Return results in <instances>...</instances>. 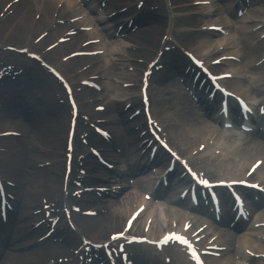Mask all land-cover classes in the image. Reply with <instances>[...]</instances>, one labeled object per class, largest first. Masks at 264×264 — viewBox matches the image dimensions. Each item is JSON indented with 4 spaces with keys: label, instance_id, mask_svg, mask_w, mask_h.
I'll use <instances>...</instances> for the list:
<instances>
[{
    "label": "bare ground",
    "instance_id": "obj_1",
    "mask_svg": "<svg viewBox=\"0 0 264 264\" xmlns=\"http://www.w3.org/2000/svg\"><path fill=\"white\" fill-rule=\"evenodd\" d=\"M58 1H61V0H34V1L24 0L23 2L19 3L20 6L18 5L19 6L18 15L20 16V19L23 22L20 24V26L16 30L10 28L9 34L7 35V37L13 41H16L17 39L19 40L20 38V41L26 43V45L24 46L30 45L31 37L28 35V33L32 31L31 29L32 21L30 24H28V17L30 13H32V11H35V10H38L40 13H45L44 17L42 16L40 18L37 24V29L38 30H42L43 28L46 29L50 27L51 18L55 12V10L53 9V5H56ZM65 1L67 5L64 6L65 9H62V10L69 11L71 8L74 7V4H73L74 0H65ZM146 1L147 3H153V4L156 3L162 6L161 0H146ZM195 1H199V0H171L172 2L171 6L165 9L168 12L167 16H162V18H157L154 15L147 14L145 11L142 10V8L140 10H135V3L133 2V0H110L105 10H103V14L106 16L108 14H111L113 12L112 10L119 11L122 9L123 6L130 5V9L128 12L116 17L117 20L115 21L117 22H116V25L114 26V31L111 32L112 29L110 31L107 28L101 27V25L99 24L96 18L88 17L86 19L88 22V25H94L96 27L97 32H98L97 35L87 34L81 37L79 36L76 39L83 40L82 42H85L90 39H95V38L104 36L105 41L103 40V43L106 44L107 43L106 41H110L115 38L114 34L117 33V28L119 27V25L125 22L124 19L129 20L130 17H134V21H135L134 24L139 22L140 24L138 25H141V27L139 28V30L135 32L132 38L126 40L127 43H126V46L123 47L124 48L123 52H125L128 55V57H123L118 52L116 53L113 52L111 54V56L116 61H118L121 67L128 66L122 63L124 59L126 58L135 60L139 56H142L144 59L148 60V57L144 53L147 49H149L151 53L149 61L153 60L155 57L156 51L159 47V42L162 37L161 35L165 34L166 29H169L172 31V38L174 39V42H175V38L184 37L189 50L195 52L196 54L201 55V54L206 53L207 47L209 45L215 48L221 42L216 41V39L214 38V34H210V33L200 34V33L194 32V33L188 34L191 32V30L179 29L180 27L175 25L174 23L179 22V20L183 18L187 20L186 23L189 24L190 27H201L209 22L208 17H210V15L197 18L194 16L195 11H206V10L211 9L210 11L213 12V9L215 8L217 9V12L214 13V18L212 20L221 22L223 25L229 23L227 25H229L230 31L232 33L230 37L232 42L229 44V46H231L232 49L228 52L225 51L226 53L222 52V55L231 54V55H236L239 57V54L241 53V51H244V52L247 51L248 53L247 62L245 63L243 67L239 66L237 68L235 63H227L225 68H217V69L218 70H228L237 75L235 79L227 82V84L231 87L232 90L238 91L240 94L244 95L249 100H255L256 98H260V101H261L262 98L264 97V65H262L261 67L257 69L250 67L251 63L255 62L258 57L260 56L264 57V41L258 44H255V39L257 38L258 34H253L252 32V28H255L256 24H253L252 26H249L248 24H244L246 23L245 18H243L242 20L241 19L236 20L235 18L234 20L230 19L229 17L231 14L230 12L236 0H214V4L210 8L204 7L203 9L202 8L199 9L200 7H196L197 9L191 8L190 3L195 2ZM62 10L60 12H62ZM86 10L93 12V9H91L90 7H87ZM171 10H172V14H170ZM76 11L80 12L78 10ZM248 15L250 16V19H257L260 17L264 19V0H251V9L248 12ZM164 19L166 20L165 22H164ZM240 21H241V24H238V22ZM233 22H235L238 26L236 29H232L231 27V24ZM83 23H86V21H84ZM197 23L199 24L197 25ZM127 24L128 23H126V26ZM98 30H100L104 35L100 34ZM125 30H126V27L123 29V32H125ZM158 33H159V37H158ZM186 36H189V37H186ZM119 37H121L120 34H119ZM236 37H239V40H240L238 44L235 42ZM137 42L138 43L142 42V43L137 44ZM123 43L117 44L116 47H120L121 44L123 46L124 45ZM131 44H134V45H131ZM75 46H76V40L71 43L62 45L58 49L47 54L46 58L49 62L56 65L57 55L64 54L66 51L72 49ZM136 46L141 47L143 49V52L132 54L130 52V49L131 47H136ZM96 48L102 49L103 45L96 46ZM83 60H84L83 58H76L68 62L65 66L62 65L58 67L64 75L68 76L69 71L73 67L76 66L78 61H83ZM189 65L190 63L186 58L182 56L181 57L177 56L175 60L170 61V63L167 64L169 73L167 74L165 80H159V83L156 84L154 88L155 97H153L150 91V96H151L153 105L156 106L157 104L160 105L161 103H164L163 111L166 112L168 110V112H166V115H170V119L172 120V122L174 123L179 122L185 125L186 132H188L191 136V141L189 140L186 141L184 139L180 140L179 136H177L176 139H177L178 147L180 148L182 152L186 154H190L197 144L203 142L204 140H207L209 136H213L214 134H217L216 139L229 142V138L218 134V129L220 128L219 130H221L222 125L220 124V126H218V123L221 121V119L218 118V113H217L218 111L216 112V109H215L216 105L213 104L211 106H207L205 102H202L200 103L198 107L197 104L192 102L183 93L184 87L179 83V79H177L176 76H178L181 70H183L182 78L185 79L186 85L190 86L191 81H190L189 75L188 76L184 75V70ZM120 66H118L117 63L113 64L111 67V70L107 73L108 76L116 77V75H118L117 71L119 70ZM182 66L184 69L183 68L181 69ZM136 67L141 68V66H136ZM242 68L243 69L250 68V71L251 70L253 71L252 73H250L252 74L251 79H248L246 81V76H243L244 73L242 72ZM238 70H241L240 73L238 72ZM255 72H257L258 74H255ZM126 76H131V75L126 74ZM135 76H134L135 79H138V77L140 76V73L136 74ZM26 85L29 86V90L31 91H29L28 88H26L25 94L22 95V98L20 100H16L15 95L13 96V99L10 101V103L12 105L15 104V108H12L10 106L13 110V112L10 111V114H15L14 115L15 117L16 115L18 117H22L23 114L26 113L27 116H23V117L28 118V120L30 121L32 125L31 130L28 129V131L33 132L34 136L35 137L37 136L36 137L37 141H39V142L35 141L33 143V146H39L41 144L40 142H44V143H48V146L51 149V152L55 151L56 149H54L55 148L54 146H58L62 141V139L58 136L57 131L60 128V126L63 125L65 115L61 114L60 116L56 115V117H54V115H52L54 113V110L52 113L49 112V109H51L50 103H48L47 101L45 103L44 102L39 103L33 99L34 89L39 88L41 90V94H44L50 97L51 93L53 92L52 88L54 87L52 86L51 88L50 85L40 84V82H38L37 79H33L31 82H26ZM168 92L170 93L167 94ZM76 97L81 102L85 101V94L76 95ZM154 98L156 99L157 102L155 101ZM8 106H9V103H8ZM201 108L203 109L202 112H205V116H203L202 113L199 111ZM52 109H56V107H52ZM29 110H39L40 112L37 115H34ZM119 110H120L119 105H111V109L109 113L111 114L116 113V116L114 118L115 121H123L124 123L127 124L124 131L132 135L133 140H134L136 136H139L140 133L139 132L135 133L134 130H133L134 132L131 131L132 130L131 126L134 124L137 125L138 121L136 120L137 122L128 124L127 123L128 116ZM8 113H9V110H8ZM156 114L158 115V113ZM182 117L185 118L184 121L182 120ZM34 121L43 122L42 126L44 127H36ZM14 123L15 122H13V124ZM161 123L163 124L165 128H167L165 124L163 123V121ZM18 125L19 127H21L20 122H18ZM231 126H233V124H231ZM10 130H13V129H6V131H10ZM124 131L123 130H120L119 132L116 131L115 136L117 140L120 141V145L122 147H124L125 145H128L130 149L125 150V153L128 154L133 151H136L137 145L142 140H139L138 143H134V144L133 143L130 144L129 141L127 143L126 136L123 135L125 133ZM1 132L3 131H0V133ZM23 132L28 133L27 131H23ZM119 134H121V137H119ZM261 137H263V135L260 133H256L254 135H246L242 137L238 145L235 144L234 146H228V148L233 151L235 150L238 151L239 146L244 145L245 146L244 152H239L236 157L229 159L227 162H220L218 160L213 161V162H208L206 164L207 167L209 169L215 168L214 176L217 179L236 180L240 178L243 175L244 171L247 168L249 169L251 164H254L259 158H264V145L260 144V142L258 141L259 138ZM144 138L145 137H143V139ZM64 142H65V138H64ZM18 144H20V142H18ZM24 147L22 146V149H23L22 151L19 148V146L15 148L16 150H18L19 153L16 154L14 158V163L17 166H19L21 169L29 168L32 165L30 164L32 160L28 157V154H27L29 150V146L26 145ZM99 148L103 152H105L106 155H111V153H109L110 150H108L107 147L103 146ZM125 157H126V161H128L127 165L128 167H130V169L138 168L137 163L133 162L134 161L133 157H131L130 155L129 157L127 156ZM34 158H37V157L35 156ZM119 162H122V159L119 160ZM177 174L178 173L176 169L174 175L172 176V179H174L177 176ZM42 175H43L42 171L37 170L36 172H33L32 178H34V181L32 184L28 181H23L22 178L18 179L22 189L26 193V198L22 203V209L25 210V213H23V216L28 215V212L26 211V207L30 203H32V201L35 199L37 194L40 192L39 188L42 186L43 182L45 181L42 179L43 178ZM254 180H257V181L264 180V167L261 168L256 173ZM174 182L175 180L172 181V183ZM52 183L54 184V186H57V179H53ZM21 196H22V192H21ZM108 201L109 202L107 206L109 207V210H110V214H109L110 221H114L115 223L117 222L116 224L119 225L122 219L126 218L127 210L125 209V205L128 206V199H124L123 201L122 200H108ZM177 204L183 205L182 203H177ZM156 211H157V208L153 205H150L149 212L147 214L151 215V214H154ZM199 212L200 214L205 215L207 217V213L205 214L203 211H199ZM166 214L169 217L174 216L173 212H166ZM85 222L91 227V230L93 232H96L97 234L101 236L105 235V232L109 231L110 229L108 221H101L100 219H85ZM18 223L19 222L10 224V229L15 231L13 238H12L13 243L19 242L23 238L22 236L25 234V226L17 225ZM222 225L227 226V221H223ZM159 226H160L159 218L155 215V220L150 230L154 237H157L162 233V231H158ZM238 228L239 227H237V229H235L234 231H237ZM7 232H9V230L7 231V229H4L3 227L0 226V244L6 247L8 244L7 238L9 237ZM254 235H255L254 237L248 238V240L246 239L245 243H247V245L243 249L249 248V249H252L253 251L264 252V244L259 243L255 240V237L257 235L263 236L262 231H257V233L256 232L254 233ZM223 239L228 240L230 242L236 241V238L233 235L231 236L228 232L223 233ZM46 253H47V249L46 247H43L39 249H34L32 252L26 255L16 256V255L8 254L7 262H5L4 264L10 263V261L12 263L20 261V262H24L25 264H40V262L47 257Z\"/></svg>",
    "mask_w": 264,
    "mask_h": 264
},
{
    "label": "rangeland",
    "instance_id": "obj_2",
    "mask_svg": "<svg viewBox=\"0 0 264 264\" xmlns=\"http://www.w3.org/2000/svg\"><path fill=\"white\" fill-rule=\"evenodd\" d=\"M33 15H34V12L30 13V15L28 17V24L30 23ZM199 23H197V24H199ZM158 37H159V33H158ZM81 41L82 40H79L76 43V45H78ZM8 42H10V41L8 40ZM140 43H142V42H140ZM140 43L137 42V44H140ZM182 43L185 44L186 46H188L186 44V42L184 41V38H182ZM74 49H75V47H74ZM36 93H39V92L36 91ZM97 95H99V94H97ZM34 97L37 98L36 95H34ZM114 99H115V97H112L110 95L107 96V101H109V102H114ZM46 101L48 102L49 99L48 98H44L41 103H43V102L45 103ZM106 117H112V116L111 115H107ZM14 120H15L16 123H14V124H12V123H5L3 126H4V128H7V129L8 128L9 129H16L17 131H20V132H22V133H24L26 135L25 140H23V144L25 142V144L27 146H29L28 157L32 160V162L30 163L32 165L29 168L23 169V171L20 172V176L23 178V181H29L31 179V182H33L34 181V178H31V176L33 175V172L35 170L34 165L36 163L41 162V161H45V160H48V159H53L55 157V154H54L55 152H51V149L49 148L48 143L40 142L41 144L39 146H33V143L35 141H37V139H36L37 136L35 137L34 134H33V132H29L28 131V129L31 130V126H32L31 123H30V121L28 120V118L23 117V120H19V118H15ZM18 120L21 123V127L22 128L19 127ZM34 122H35V126L36 127H44V126H42L43 125V122H39V121H34ZM66 126H67V124L65 122V124H63L62 126H60V128L58 129V131H57L58 132V136L60 138L62 137L61 138L62 141H61V143L58 146H54L55 147L54 149H58V147L59 148H62L63 147L64 137H63V133L62 132H63V130H65ZM23 131H27L28 133L23 132ZM37 142H39V141H37ZM16 145H17V143H16ZM35 156L37 158H34ZM57 171H58V169L53 168V170L51 172H49V171L48 172H43V175H42L43 178L42 179L45 180L43 183H45V186H47V187H45V190H48V188L50 187V184H51L50 180L52 178V173H53V175L55 177H57ZM15 176L17 178V173L15 174ZM39 189H40V192H42L41 190H43L44 188L41 186ZM43 195L46 196V194L38 193L37 196H36V201L39 202V198L41 196H43ZM107 233L108 232H106V235H107ZM41 262H43V260ZM16 263L17 264H25L24 262H20V261H17Z\"/></svg>",
    "mask_w": 264,
    "mask_h": 264
}]
</instances>
